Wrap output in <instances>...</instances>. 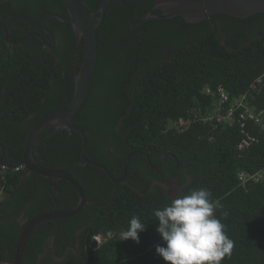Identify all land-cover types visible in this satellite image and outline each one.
Returning a JSON list of instances; mask_svg holds the SVG:
<instances>
[{
    "label": "trees",
    "instance_id": "trees-1",
    "mask_svg": "<svg viewBox=\"0 0 264 264\" xmlns=\"http://www.w3.org/2000/svg\"><path fill=\"white\" fill-rule=\"evenodd\" d=\"M53 1L0 0V11H8V6L24 11L22 22L17 21L22 32L13 36L9 31V38L21 39L29 29H39L46 13L43 6ZM81 1L94 10L102 0ZM121 1L111 0L108 5L99 30L102 43L93 87L73 120L88 134L86 156L107 166L115 178L124 175L128 158L126 175L115 183L105 169L83 165L79 132L44 130L34 146L37 161L72 172L88 199L102 202L87 204L72 217L40 223L30 234L24 264H168L156 253V246L164 242L156 231L154 212L199 188L209 190L212 199L220 202L222 207L215 214L235 242L231 257L222 264H264V178L242 185L237 176L242 170L264 169V131L251 120L217 125L196 122L183 132L166 127L170 119L193 109L209 112L219 88L238 98L264 72V11L244 18L217 12L196 23L177 15L183 27L175 30L164 25L171 19L148 20L143 26L151 32L144 31L137 46L133 40L122 44V35H131L129 14L136 0ZM154 1L138 0L133 19L141 18ZM4 16L0 13L10 29L8 15ZM37 39L27 37L8 45L0 26V142L9 164L23 158L33 122L72 100L81 66L56 62ZM166 43L172 44L170 57L162 52ZM107 54V87L97 93ZM125 55L129 61L121 60ZM111 56L121 61L113 63ZM136 66L139 80L134 75ZM101 96H110L113 102L104 98L101 102ZM89 99L94 101L90 105ZM251 101L264 108V78ZM172 177L183 188L176 197L157 183ZM78 201L79 194L68 180L44 177L28 168L8 175L0 204V264H13L29 219L54 208L70 209ZM134 216L146 227L139 233V243L120 241L119 233L128 229ZM89 234L104 238L92 253L87 246Z\"/></svg>",
    "mask_w": 264,
    "mask_h": 264
},
{
    "label": "water",
    "instance_id": "water-1",
    "mask_svg": "<svg viewBox=\"0 0 264 264\" xmlns=\"http://www.w3.org/2000/svg\"><path fill=\"white\" fill-rule=\"evenodd\" d=\"M137 1L138 0L131 5L130 15L133 6ZM63 2L68 9L69 16H62L58 13H49L44 17L43 24H45L46 20L50 17L60 18L72 25L78 38H84V56L79 71L75 77L74 95L68 104L44 113L33 122L27 134L23 158L19 162L11 164V166L25 164L30 171L36 172L41 176L53 177L55 180H68L77 190L79 201L70 209L63 210L54 208L50 211L41 212L29 219L19 237L13 264H24V251L30 234L40 223L48 220L72 217L79 213L85 205L99 204L102 202L89 200L85 189L72 172L62 168L46 167L37 161L34 153V146L44 130L53 128V132H58L66 128L70 133L72 131L79 132L83 138L81 163L83 165L92 164L105 169L115 183L121 180L127 172L128 158L126 159L125 173L121 178H115L104 164L88 158L86 156L88 134L84 128L76 124L73 120L74 116L84 105L91 91L99 59V28L105 20L106 10L111 0H102L94 10H89L81 0H63ZM155 9H161V12L155 14L152 12ZM263 11L264 0H155L150 9L143 15L141 21L155 18L164 19L181 15L187 22L196 23L217 12H225L233 16L244 18L251 14ZM1 25L5 29V34L8 39V28L4 24ZM26 38L27 37L25 36L20 40L8 41L17 44L21 43ZM0 147L2 148L0 155L1 163H5V146L1 142ZM97 244V237L93 234H89L87 238L89 253L94 251V247L97 246Z\"/></svg>",
    "mask_w": 264,
    "mask_h": 264
},
{
    "label": "clouds",
    "instance_id": "clouds-1",
    "mask_svg": "<svg viewBox=\"0 0 264 264\" xmlns=\"http://www.w3.org/2000/svg\"><path fill=\"white\" fill-rule=\"evenodd\" d=\"M221 207L209 190L199 188L155 210L156 231L164 242V246H156L157 255L168 264H222L225 257H231L235 242L228 236L222 218L215 214ZM145 230L140 218L134 216L119 239L139 243V233Z\"/></svg>",
    "mask_w": 264,
    "mask_h": 264
},
{
    "label": "flooded vegetation",
    "instance_id": "flooded-vegetation-1",
    "mask_svg": "<svg viewBox=\"0 0 264 264\" xmlns=\"http://www.w3.org/2000/svg\"><path fill=\"white\" fill-rule=\"evenodd\" d=\"M123 1L124 0H122L121 2H123ZM59 3L60 2H58V0H54L53 3L50 4L49 6H43V10L46 13L42 18L41 26L37 30L36 29H29L28 33H26V35H24L21 39H23L25 36L26 37H37L38 38L37 43L40 46H42L43 49H48L52 53V55L54 56L56 62L63 61L69 65H73L74 67H77L78 64H81L83 56H84V38H81V39L78 38V36L76 35L72 25H71V28H69L67 26V24H70V23L67 21L61 20L60 18L50 17L46 20L45 24H43L44 17L49 13H58L62 16H69L68 9H67L66 5L64 4V2H63V4H59ZM15 7L17 8L18 5H15ZM8 8H10V9H8V11H6V10L0 11V13L3 16L5 15L4 17H6V15H8V22H10V24H11L10 29H8V35H9V31L12 33L13 36L19 35L22 31H21L20 25H18L17 21L21 19L20 22H22L23 17H25L23 14L24 11L19 10L18 8L17 9H11V8H13L12 6H8ZM155 10H158V12H156L155 14H158L161 12V9H155ZM142 17L139 19H133V17L129 14V22H130L129 26L131 29V35L129 37H125L124 35H122V37L124 39V41L122 43L123 45H126L129 41L133 40V42L137 46H139L141 44V39L143 38V32L146 31L147 34L151 32V29H148V28L143 26V23L145 21H141ZM175 17L176 16L167 18V19H171V20L164 23V25H167L168 28H170V30L172 28H173V30H175L176 28H182L183 27L182 21L177 20ZM26 18L28 20L31 19L30 16H26ZM50 19H52V20L50 21ZM155 19H158V18H155ZM164 19H166V18H164ZM150 20H152V19H150ZM1 24H4V23H2V21L0 19V26H1V28H3V26ZM102 24H101L100 28L102 27ZM31 25H33V23H31ZM100 28H99V30H100ZM5 38H6L8 45L15 44V43H11L8 41V40H13V39H10L9 36L7 39L6 34H5ZM17 40H20V39H17ZM101 43H102V41L100 40V45H101ZM171 45L172 44H170V43H166L162 47V52L167 57H170L173 54ZM99 57H100V50H99ZM137 59L138 58L134 59L133 64L137 65V62H138ZM121 60H124V61L128 60L129 61V57L127 55L122 56ZM98 64H99V59H98L97 66H98ZM133 70H135L136 73L134 75H136L137 80H139L141 78L140 70H138L137 66H136V69H133ZM92 87H93V82H92ZM92 87H91V90H92ZM88 97H89V95H88ZM88 97H87L86 101L88 100ZM103 98L104 97L101 96V102L104 100ZM86 101H85V103H86ZM88 102L90 105L94 101L92 99H89ZM157 168L159 169V167H157Z\"/></svg>",
    "mask_w": 264,
    "mask_h": 264
},
{
    "label": "built area",
    "instance_id": "built-area-1",
    "mask_svg": "<svg viewBox=\"0 0 264 264\" xmlns=\"http://www.w3.org/2000/svg\"><path fill=\"white\" fill-rule=\"evenodd\" d=\"M264 78V72L259 75L255 81L252 82L249 89L238 98H231L229 94L223 88H219L214 91L217 99L213 108L206 113L191 110L188 115L179 116L174 119H170L167 123L168 130H175L179 132L186 131L193 123H211L217 124H229L237 121L251 120L258 125L264 131V108H257L251 99L254 96V92L259 90L260 83ZM208 90V88H205ZM25 164H19L11 166L9 163H1L0 165V204L3 202L6 196V184L8 181V175L24 170ZM238 178L242 185H247L254 181H259L264 178V169L257 172H248L245 170L238 172ZM98 239V237H97Z\"/></svg>",
    "mask_w": 264,
    "mask_h": 264
},
{
    "label": "rangeland",
    "instance_id": "rangeland-1",
    "mask_svg": "<svg viewBox=\"0 0 264 264\" xmlns=\"http://www.w3.org/2000/svg\"><path fill=\"white\" fill-rule=\"evenodd\" d=\"M219 36H220L221 41L223 43H226L225 34L223 32H220ZM110 59L112 60L113 63H116L119 61V58L117 56H111ZM102 61H103V71H102L103 72V81H102L101 87H99L97 89V93H101V90H102V92H104V88L107 87L106 86L107 85V82H106V79H107L106 75L107 74L106 73L108 72V68H109V65L107 63L109 61L108 54L104 57V60H102ZM104 99L109 104L113 102V99H110V96L109 97L106 96V97H104ZM154 183H156V182L154 181ZM157 183L161 184L165 188V190L167 191L168 195H170L172 197L178 196L183 189L182 185L178 183V181L175 177L168 178L165 182H157ZM97 237H98V240H97L98 244L102 243V241L104 239L103 236L98 235Z\"/></svg>",
    "mask_w": 264,
    "mask_h": 264
}]
</instances>
